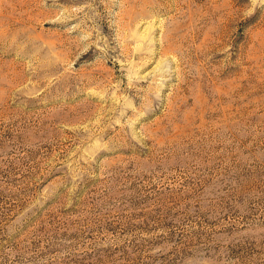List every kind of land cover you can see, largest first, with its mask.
Here are the masks:
<instances>
[{
	"label": "rangeland",
	"instance_id": "obj_1",
	"mask_svg": "<svg viewBox=\"0 0 264 264\" xmlns=\"http://www.w3.org/2000/svg\"><path fill=\"white\" fill-rule=\"evenodd\" d=\"M0 264H264V0H0Z\"/></svg>",
	"mask_w": 264,
	"mask_h": 264
}]
</instances>
